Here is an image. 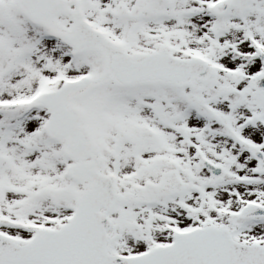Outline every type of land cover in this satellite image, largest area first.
<instances>
[{
    "label": "snow or ice",
    "instance_id": "obj_1",
    "mask_svg": "<svg viewBox=\"0 0 264 264\" xmlns=\"http://www.w3.org/2000/svg\"><path fill=\"white\" fill-rule=\"evenodd\" d=\"M0 264H264V0H0Z\"/></svg>",
    "mask_w": 264,
    "mask_h": 264
}]
</instances>
